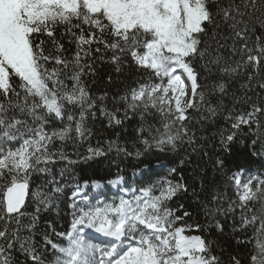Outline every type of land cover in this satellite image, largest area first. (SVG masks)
<instances>
[{
	"label": "snow or ice",
	"instance_id": "snow-or-ice-1",
	"mask_svg": "<svg viewBox=\"0 0 264 264\" xmlns=\"http://www.w3.org/2000/svg\"><path fill=\"white\" fill-rule=\"evenodd\" d=\"M105 62L118 74L134 69L139 79L133 76L117 95H94L83 77ZM253 85L264 93V0H0V264H16L17 250L26 264H224L223 250L215 254L207 234H186L202 225L193 228L185 219L202 213L223 234L221 219L237 209L254 242L240 241L252 244L247 256L229 255L227 264H264V170L252 167L255 151L244 160L229 158L234 145L243 147L240 137H256L251 149L259 143L264 150V96L254 100ZM220 119L226 128L198 135ZM89 121L120 130L107 149L122 156L185 152L179 164L193 165L191 175L125 188L131 198L94 208L78 207L77 198H91L82 191L87 181L76 184L70 230L56 233L67 237L66 245L44 233L46 248H39L33 241L38 213L65 187L52 169L65 164L63 178L67 165L77 163L65 145L90 141ZM217 138L219 151L205 147ZM87 151L84 159L106 154L100 147ZM33 174L52 176V187L37 191L36 213L29 214ZM108 183L126 181L117 174ZM189 191L192 204L169 206ZM98 236L111 246L87 244Z\"/></svg>",
	"mask_w": 264,
	"mask_h": 264
},
{
	"label": "trees",
	"instance_id": "trees-1",
	"mask_svg": "<svg viewBox=\"0 0 264 264\" xmlns=\"http://www.w3.org/2000/svg\"><path fill=\"white\" fill-rule=\"evenodd\" d=\"M257 32L260 31V25H256ZM133 76L139 79V76L135 73V70L125 68L123 74H118L108 63H97L96 74L87 75L83 77L84 84L87 86L88 90L94 95H102L107 93L109 96L117 95L122 92V90L132 82ZM111 77V79H109ZM203 82V76L201 77ZM233 88H238V84H234ZM253 92H249V95L255 100L260 96H264V93L260 89L253 85ZM228 104L229 101L225 100ZM239 107H247V105H240ZM264 119V117H262ZM90 126H93L94 135L90 141L77 144L75 147L69 142L65 145V151L69 154L70 159L77 161L75 164L67 165V170L65 171L64 177H60V170L65 168V164H57L52 169V176H55L57 180H61V183L65 185L64 191L60 194L54 196L53 206L48 208H43L41 206V211L38 213V220L36 222L37 226L33 235V241L39 248H46L42 236L47 233L49 238L54 242L61 245H66V237L61 240L56 233L67 232L70 229L71 221L73 218V209L70 207L71 193L74 185L80 184L84 185L87 181L88 187L84 188L85 193L91 198L90 200L81 201L77 198V204L79 208L87 207H97L103 206V203L118 201L119 198H131L132 191L127 192L129 196H125L124 189L128 188L131 190L139 189L148 185L149 183L163 178L169 177L171 179H178L179 173L183 172L185 174V179L188 180L193 165L185 164L183 167L180 166L179 161L186 155L185 152H172L167 149L164 151L159 150H147L142 151V155L137 157L135 155L127 157L117 154L114 150L109 151L107 149V142L109 140H115L114 132H119V129H108L103 126L100 121H97L95 125L89 121ZM227 127V123L222 119L216 122V127L211 128L203 133H198V135L208 136L211 131H215L216 128ZM245 133L248 129L243 130ZM124 136V133H121ZM244 140V145L241 147L236 144L232 148V153L229 155L224 152H220L221 155H229L230 159H240L244 160L247 157L249 151H255L258 153L253 156L252 167L254 171H260V164L264 161V150L261 149L258 143L256 149H251V140L256 139V137H240ZM261 140H264V136H261ZM123 142V141H121ZM89 147L96 148L100 147L105 150V155L100 157H94L91 159H84L88 157L89 153L87 149ZM206 148H215L219 151V140L218 138L213 141L209 140L205 145ZM132 149L130 148L129 151ZM190 151V149H189ZM213 153H209L212 155ZM193 159H199L198 156H194ZM176 168L177 172L169 176L170 169ZM119 174L124 177L126 181L125 184L121 186L110 185L108 182L115 178ZM52 176L44 174H33L30 180V195L28 201L25 205L26 212L29 214H35L37 204L36 193L39 190L42 193H48L52 185L48 181ZM207 178L212 180L214 174L211 167L207 169ZM95 182H100L102 185L101 191H96L92 188ZM191 182V181H189ZM138 194V193H137ZM0 193V197H2ZM191 192L182 195L180 197L174 198L169 206L177 209L180 204H184L186 207L192 204ZM192 211L191 208H188ZM177 215H182V212H177ZM225 225L223 234L217 232L214 228L208 227L206 225V218L201 214L193 212L191 218H186L185 223L195 227L196 223L202 225L200 231H189L186 234L189 235H208V238L214 241V251L215 254L221 255V250H223L222 259L224 264H227V258L229 255H234L239 253L241 257H246L252 244L239 243L240 241H253L254 233L252 232V227H249L246 231L241 228L240 224V210L237 209L234 215H229L226 219H221L220 221ZM258 227V225H256ZM27 236L28 233H23ZM51 249L48 248L47 252ZM46 255V253H44ZM16 260V264H26L27 257L21 254L18 250L13 253Z\"/></svg>",
	"mask_w": 264,
	"mask_h": 264
},
{
	"label": "rangeland",
	"instance_id": "rangeland-1",
	"mask_svg": "<svg viewBox=\"0 0 264 264\" xmlns=\"http://www.w3.org/2000/svg\"><path fill=\"white\" fill-rule=\"evenodd\" d=\"M87 186H88V185H87ZM93 186H94V187H93ZM93 186H92V188H93L94 190H99V188H96L95 185H93ZM83 190H84V188H82V191H83ZM69 230H70V229H69ZM85 231L88 232V231H90V230L85 229ZM91 231L94 232V230H91ZM90 235H92V236H96L95 232H94L93 234H90ZM66 239H67V237H66ZM96 241H98V242H96ZM127 243H128V241L125 242V244H127ZM87 244H88L89 246L94 245L95 248H96L97 250H99V249H101V248H108V247L111 246L110 243H101V242H99L98 237H97L96 239H94V240H88V241H87ZM117 248H119V246H117Z\"/></svg>",
	"mask_w": 264,
	"mask_h": 264
},
{
	"label": "water",
	"instance_id": "water-1",
	"mask_svg": "<svg viewBox=\"0 0 264 264\" xmlns=\"http://www.w3.org/2000/svg\"><path fill=\"white\" fill-rule=\"evenodd\" d=\"M29 195H30V184H29V189L27 190L26 197H25V205L28 201Z\"/></svg>",
	"mask_w": 264,
	"mask_h": 264
},
{
	"label": "bare ground",
	"instance_id": "bare-ground-1",
	"mask_svg": "<svg viewBox=\"0 0 264 264\" xmlns=\"http://www.w3.org/2000/svg\"><path fill=\"white\" fill-rule=\"evenodd\" d=\"M94 232H90V234H93ZM102 240V239H101Z\"/></svg>",
	"mask_w": 264,
	"mask_h": 264
}]
</instances>
